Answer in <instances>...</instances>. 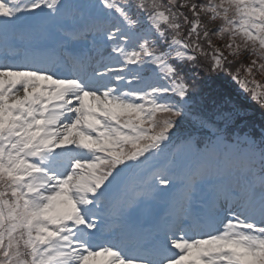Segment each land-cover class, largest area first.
Wrapping results in <instances>:
<instances>
[{
    "label": "snow or ice",
    "instance_id": "6c2138e0",
    "mask_svg": "<svg viewBox=\"0 0 264 264\" xmlns=\"http://www.w3.org/2000/svg\"><path fill=\"white\" fill-rule=\"evenodd\" d=\"M254 72L264 0H0V264H264Z\"/></svg>",
    "mask_w": 264,
    "mask_h": 264
},
{
    "label": "trees",
    "instance_id": "16d2710c",
    "mask_svg": "<svg viewBox=\"0 0 264 264\" xmlns=\"http://www.w3.org/2000/svg\"><path fill=\"white\" fill-rule=\"evenodd\" d=\"M201 3H206L207 0H199ZM202 22H207V18H202ZM219 21L212 22L209 24L210 29L218 27ZM213 43L217 46L223 47L227 42L226 40H217L213 36ZM227 55V53H225ZM229 59H233L229 57ZM241 61L247 66L249 63L248 59L241 57L237 59L233 65V71L239 66ZM241 75L243 71L241 70ZM203 79L201 81V87L203 89V94L206 97H220L224 96L229 98L233 104L239 107L245 115L237 117V125L243 124L244 127L242 131L251 130V135L259 139L260 129L264 128V109H261L257 102L252 101L248 94H242L237 90L238 86L229 82L226 76L220 77H210L207 74H202ZM249 79H255L257 83L264 86V73L254 72Z\"/></svg>",
    "mask_w": 264,
    "mask_h": 264
},
{
    "label": "rangeland",
    "instance_id": "374dc122",
    "mask_svg": "<svg viewBox=\"0 0 264 264\" xmlns=\"http://www.w3.org/2000/svg\"><path fill=\"white\" fill-rule=\"evenodd\" d=\"M163 207H164V206H163V205H161V206H160V209H161V208H163Z\"/></svg>",
    "mask_w": 264,
    "mask_h": 264
}]
</instances>
